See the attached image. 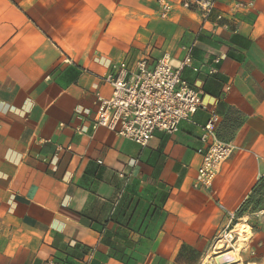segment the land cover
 <instances>
[{"label":"crops","instance_id":"0c3cea01","mask_svg":"<svg viewBox=\"0 0 264 264\" xmlns=\"http://www.w3.org/2000/svg\"><path fill=\"white\" fill-rule=\"evenodd\" d=\"M157 1L0 0V264H82L89 251L87 264H200L242 227L232 221L264 175V0H216L234 22L214 33L217 11L202 24L168 0L161 20ZM186 49L204 66L181 73L201 108L177 134L140 147L92 130L111 66L181 62ZM212 115L235 150L195 190ZM260 225L250 239L264 245Z\"/></svg>","mask_w":264,"mask_h":264},{"label":"built area","instance_id":"2783aa9c","mask_svg":"<svg viewBox=\"0 0 264 264\" xmlns=\"http://www.w3.org/2000/svg\"><path fill=\"white\" fill-rule=\"evenodd\" d=\"M157 3L158 17L167 19L173 5L168 0H158ZM178 7L197 15L202 24L217 11L211 24L212 33L227 30L228 23L234 22L228 12L216 9V0H180ZM192 64L189 49L181 62H175L165 54L153 63L140 59L131 68L124 62L114 64L102 78L111 88L110 98L95 94L96 114L91 122L92 130L104 128L140 147H146L155 132L167 136L177 134L180 123L190 122L201 108V92L190 87L181 77L186 67L194 73L204 67ZM215 73L213 68L207 70L208 75ZM218 124V117L212 115L200 129L199 140L204 147L196 151L201 163L193 183L195 190H210L222 164L235 150L230 142L219 139ZM92 255L89 251L82 264H87Z\"/></svg>","mask_w":264,"mask_h":264},{"label":"rangeland","instance_id":"374dc122","mask_svg":"<svg viewBox=\"0 0 264 264\" xmlns=\"http://www.w3.org/2000/svg\"><path fill=\"white\" fill-rule=\"evenodd\" d=\"M263 216V210L244 215L241 218L235 216L232 221L233 225L240 224L242 227L238 226L235 230L230 228V231H234H227L216 237L211 243L210 255L204 258L200 264H236L235 260L239 261L238 264H246L250 261H256L255 264H264L262 240L250 239L251 233H258L262 229L260 220ZM244 227L245 234H241L243 231L240 229H244ZM237 249H239L238 252Z\"/></svg>","mask_w":264,"mask_h":264},{"label":"trees","instance_id":"16d2710c","mask_svg":"<svg viewBox=\"0 0 264 264\" xmlns=\"http://www.w3.org/2000/svg\"><path fill=\"white\" fill-rule=\"evenodd\" d=\"M261 210L264 211V175L260 177L256 185L253 187L250 195L237 211L236 216L241 218L244 215Z\"/></svg>","mask_w":264,"mask_h":264},{"label":"bare ground","instance_id":"6f19581e","mask_svg":"<svg viewBox=\"0 0 264 264\" xmlns=\"http://www.w3.org/2000/svg\"><path fill=\"white\" fill-rule=\"evenodd\" d=\"M248 235H249V233H248ZM229 238H231V237H229ZM239 238H240V237H239ZM246 238H247V237H246ZM220 247H222V246H220ZM220 247H219V248H220ZM238 251H239V249H237V252H238Z\"/></svg>","mask_w":264,"mask_h":264}]
</instances>
